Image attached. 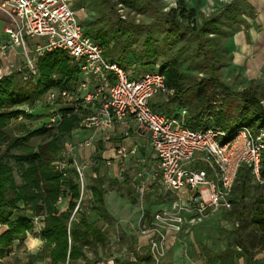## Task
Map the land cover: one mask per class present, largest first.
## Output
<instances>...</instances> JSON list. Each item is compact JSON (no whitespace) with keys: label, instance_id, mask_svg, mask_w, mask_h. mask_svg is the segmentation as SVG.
Masks as SVG:
<instances>
[{"label":"trees","instance_id":"trees-1","mask_svg":"<svg viewBox=\"0 0 264 264\" xmlns=\"http://www.w3.org/2000/svg\"><path fill=\"white\" fill-rule=\"evenodd\" d=\"M166 4L167 0H79L75 8L87 9L88 16L81 20L85 35L103 47L106 60L127 70L135 66L141 73L154 72L159 65L158 72L173 92L165 100L154 102L159 99L156 97L150 104L154 111L177 117L185 110L187 127L193 131L217 127L233 134L241 127L264 129V84L250 81L247 88L236 90L221 76L233 60L225 41L247 26L246 17L254 16L251 4L233 0L210 17L189 7L185 0L169 9ZM24 71L23 66L0 77V225L7 227L0 235V264H8L3 260L16 242L19 248L24 246L33 227L32 217L44 218L45 227L36 234L44 243L23 264H95L87 250L97 258L99 249L107 246V229L114 223L106 202L107 181L96 167L87 188L92 198L72 219L81 195L78 175L70 169L64 177L54 165L68 140L73 141V134L84 129L81 124L94 108H60L59 126L23 127L18 137L7 132L14 121L41 118L33 114L40 100L52 89L73 91L82 72L64 51L40 57L36 73L28 79H24ZM35 140H39L37 145ZM101 153L100 145L95 161ZM60 198L67 204L64 211L57 205ZM129 198L135 204V197ZM231 201L238 221L257 226L264 245V186L255 182L249 168L239 171ZM240 245L243 252L226 250L217 256L219 263L233 264L234 259L245 257L247 263H256L245 244ZM129 252L135 253L136 246H130ZM117 264H152L148 247L137 254L136 262L117 260Z\"/></svg>","mask_w":264,"mask_h":264},{"label":"built area","instance_id":"built-area-1","mask_svg":"<svg viewBox=\"0 0 264 264\" xmlns=\"http://www.w3.org/2000/svg\"><path fill=\"white\" fill-rule=\"evenodd\" d=\"M0 12L6 17L4 34L10 46L21 50L26 68L22 72L24 79L36 73L40 57L53 51L66 52L82 72L73 91L52 89L40 100L50 108L45 128L59 124L61 114L56 106L76 109L85 106L94 108V113L81 124L85 130L96 132L123 127L131 117L140 130L149 134L158 160L155 175L173 202L154 213L150 220L146 218L141 231L144 242L127 261L136 262L137 254H143L141 249L148 247L152 264H162L168 243L177 234L188 231L210 214L231 210L241 169L249 168L255 182L264 186V129L253 131L241 127L233 134L217 127L193 131L187 127L185 110L177 117H167L151 109L150 104L156 97L173 92L168 89L165 76L158 72L159 65L154 72L140 74L135 66L127 70L106 60L103 47L85 35L75 0H0ZM7 49V45L0 47L1 52ZM78 141L68 143L66 151L54 163L64 177L69 176L70 169L78 175L81 195L72 219L88 201L86 167L73 159V154L94 147L92 137ZM136 152V148L129 150L120 146L115 159L125 160ZM38 218L44 229L42 218ZM95 264H117V260L110 258Z\"/></svg>","mask_w":264,"mask_h":264},{"label":"rangeland","instance_id":"rangeland-1","mask_svg":"<svg viewBox=\"0 0 264 264\" xmlns=\"http://www.w3.org/2000/svg\"><path fill=\"white\" fill-rule=\"evenodd\" d=\"M173 3L174 0H167L166 9L173 6L175 7L176 4ZM75 7L78 8L76 5ZM123 14L126 15L127 12H123ZM81 18V20H83L85 16L81 15ZM23 66L24 62L22 59L19 63L9 67H2L0 63V77L10 74L13 71H19L23 69ZM229 67L230 62L221 72L222 79L233 89L243 90L247 88L249 83H245L244 76L229 70ZM252 81L264 84V70L257 71V77L256 79H252ZM167 95L168 94L158 96L159 100L167 99ZM60 108H64V106L58 105L55 107L57 110ZM49 112L50 108L38 103L34 108L33 114H37L41 116V118L19 119L18 121H14L7 129L8 134L11 137H18L23 134V127L28 129L39 128L48 120L46 115H49ZM61 120L57 126L60 125ZM78 131L80 135L85 137L84 133L88 130L80 129ZM79 139H82V137H79ZM79 139L73 141L69 139L67 144L70 142H79ZM38 142L39 140H35L33 144L37 145ZM64 151H66V147ZM127 160V163H122L120 164L121 167H117L116 174L120 172L123 174L121 181L107 178L106 189L108 194V208L111 213L114 212V223L107 229L109 239L107 246L104 249H99L97 258L94 252L87 250L89 258L92 260L102 261L110 258L122 262L128 260L130 256L129 247L135 245L137 251L140 246L139 238L141 236V231L144 229V225H146V216L151 212V209L155 212V210L161 207L158 204L160 200H157V191L159 187H150L149 190L143 191V202L138 199L136 205L130 204L129 200L126 198V194L129 192L135 194V196L138 194L137 189H135L133 185H135L139 163L137 159L133 157H129ZM94 169L95 167L91 164L87 166L85 171V184L87 186L91 183V178L95 173ZM122 170H124L125 173H123ZM111 181L116 182L111 184ZM138 196L140 198V195ZM146 198H148L147 205L145 203ZM257 199L258 198L255 197L254 200ZM231 212H235L233 211V207L228 211H219L210 214L188 229V231L177 234L175 239H172L168 243L167 253L162 264H220L217 256L224 251L230 250L233 254L236 252H243L244 249L241 247L240 242L245 244L246 249L255 260L264 262V245L260 243L261 231L257 226L251 223L242 225L238 221L237 211L230 217L229 213ZM152 216L147 219L150 220ZM142 242H144V239ZM141 251L144 253V247ZM209 255L213 258L211 259ZM233 264L249 263L246 262L245 257L234 259Z\"/></svg>","mask_w":264,"mask_h":264},{"label":"crops","instance_id":"crops-1","mask_svg":"<svg viewBox=\"0 0 264 264\" xmlns=\"http://www.w3.org/2000/svg\"><path fill=\"white\" fill-rule=\"evenodd\" d=\"M177 1L178 0H174V3L177 4ZM232 1L233 0H185L189 7L195 8L198 12L204 14L207 17L221 12L224 6L231 3ZM247 1L254 9V16L250 18L246 17L248 22L247 26L240 27L236 33H234L225 41V47H227V49L233 54V60L230 62L229 70L235 71L241 76H244L246 84L250 83L252 79H256L257 71L264 70V0ZM78 3L79 0H75L76 6ZM82 8L84 7L82 6L77 9L80 20L82 19L81 15H84L85 18L88 16L87 10H81ZM6 24V17L0 12V47L3 45L8 46L6 52L0 51V63L2 64V67L13 66L19 63L22 59L20 55L21 50L12 48V46H10L8 36L4 34V28ZM139 73L143 74L141 72ZM158 100L159 99L157 98L154 102ZM84 135L85 137L80 135L79 131H76L73 134V140H77L79 137H82V139L79 140L92 137L94 139V147L90 149L78 150L73 154V159L85 166L86 169L90 164L95 168L99 167V174L106 181L107 178L121 181L123 174L122 172L116 174L117 167H121L120 164L127 163V159L129 157H133L134 159H137V162L139 163L138 174L135 178V185H133V187L137 189L138 194L137 196H135V194H126V198L129 200L130 204L136 205L138 199L143 202L144 194L141 192L142 190H149L150 187H159L157 191V200H160L158 204L161 207L158 210H155V212L153 209H151V212L148 213L149 217H151L157 211L171 206V203L173 202L172 196L164 193L160 179L155 175L158 167V160L150 145L149 134L140 130L138 124L131 117L127 119L126 125L123 127L116 126L107 130H100L96 132L88 130L86 133H84ZM100 145L102 146V153L99 156L98 161H95L94 157ZM120 146H125L129 150L136 148L137 152L136 154L130 155L127 159H125L126 161L117 160L115 159L116 151ZM124 170H122L123 173H125ZM94 176L95 173L93 177ZM87 188L88 186L85 184V194L88 200H90L92 198V194L89 190H87ZM130 195L135 197V204L131 202L129 198ZM138 195H140V198ZM147 199L148 198H146L145 201L146 205L148 201ZM106 202L107 207H109L108 194H106ZM57 205L63 211L67 208L65 200H62L61 204L57 203ZM113 213L111 214L114 216ZM27 215L29 217L32 216L30 213H27ZM41 218L45 225L44 218ZM6 230V226L0 225V235ZM32 235L35 236L36 233ZM142 240L143 238L140 236L139 244L142 243ZM42 246L36 250L29 251L26 244L19 248L18 243L16 242L11 253L3 260V262L8 264H14L15 262L23 264L27 261L28 255L36 254L42 248Z\"/></svg>","mask_w":264,"mask_h":264},{"label":"clouds","instance_id":"clouds-1","mask_svg":"<svg viewBox=\"0 0 264 264\" xmlns=\"http://www.w3.org/2000/svg\"><path fill=\"white\" fill-rule=\"evenodd\" d=\"M32 229L29 231L27 235V239L25 241V244L29 251H33L41 247L44 243V240L41 236L36 235L33 236L32 232L40 233L43 231V225L40 223V220L38 217H32Z\"/></svg>","mask_w":264,"mask_h":264}]
</instances>
